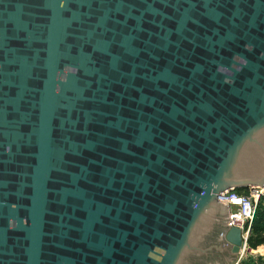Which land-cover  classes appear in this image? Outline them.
Wrapping results in <instances>:
<instances>
[{
	"label": "water",
	"instance_id": "obj_1",
	"mask_svg": "<svg viewBox=\"0 0 264 264\" xmlns=\"http://www.w3.org/2000/svg\"><path fill=\"white\" fill-rule=\"evenodd\" d=\"M248 186L264 0H0V264H237Z\"/></svg>",
	"mask_w": 264,
	"mask_h": 264
},
{
	"label": "built area",
	"instance_id": "obj_2",
	"mask_svg": "<svg viewBox=\"0 0 264 264\" xmlns=\"http://www.w3.org/2000/svg\"><path fill=\"white\" fill-rule=\"evenodd\" d=\"M228 216H229V228H238L241 236V246L239 260L243 258V255L254 252L247 245V238L250 231V226L255 215L256 206L260 200L264 201V187L248 186L239 189H231L225 192Z\"/></svg>",
	"mask_w": 264,
	"mask_h": 264
},
{
	"label": "trees",
	"instance_id": "obj_3",
	"mask_svg": "<svg viewBox=\"0 0 264 264\" xmlns=\"http://www.w3.org/2000/svg\"><path fill=\"white\" fill-rule=\"evenodd\" d=\"M247 245L250 249L264 245V201L260 200L256 206L254 218L252 220ZM237 264H264V256H245Z\"/></svg>",
	"mask_w": 264,
	"mask_h": 264
},
{
	"label": "rangeland",
	"instance_id": "obj_4",
	"mask_svg": "<svg viewBox=\"0 0 264 264\" xmlns=\"http://www.w3.org/2000/svg\"><path fill=\"white\" fill-rule=\"evenodd\" d=\"M240 191H242L243 190V188L242 189H239ZM259 248H264V245L263 246H260V247H257L256 249H253L254 250V252H252V251H249V253H246L245 252V254L243 255V257H245V256H247V255H251V256H254V255H261V256H264V251L262 250V249H259Z\"/></svg>",
	"mask_w": 264,
	"mask_h": 264
},
{
	"label": "bare ground",
	"instance_id": "obj_5",
	"mask_svg": "<svg viewBox=\"0 0 264 264\" xmlns=\"http://www.w3.org/2000/svg\"><path fill=\"white\" fill-rule=\"evenodd\" d=\"M259 249H262L264 251V248H259Z\"/></svg>",
	"mask_w": 264,
	"mask_h": 264
}]
</instances>
